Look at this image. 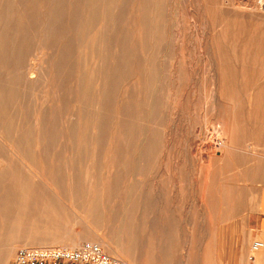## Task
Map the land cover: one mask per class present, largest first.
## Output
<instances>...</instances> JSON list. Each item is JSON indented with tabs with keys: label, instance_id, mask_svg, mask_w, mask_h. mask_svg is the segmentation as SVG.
Returning <instances> with one entry per match:
<instances>
[{
	"label": "rangeland",
	"instance_id": "rangeland-1",
	"mask_svg": "<svg viewBox=\"0 0 264 264\" xmlns=\"http://www.w3.org/2000/svg\"><path fill=\"white\" fill-rule=\"evenodd\" d=\"M14 1L0 0V197L8 188L12 192L9 202H0V264H15L16 251L22 246L76 248L86 241L102 242L105 251L125 264H253L248 251L256 239L252 238L249 219L264 188V106L255 104L251 108L253 137L247 136L248 133L236 137L240 149L233 153L231 161H225V151L214 148L211 137L214 135L210 134L221 127L217 137L223 139L226 120L247 130L249 107L241 102L232 108L236 112L232 119L209 115L208 121H203L205 92L199 77L197 82L179 79L172 105L165 92L169 78H163L154 94L158 104L155 109L148 108L150 95L141 89L145 86L144 75L140 72L141 61L135 56L140 46L138 31L137 27L127 24L124 2L117 9L118 1L111 0V22L106 12L110 0H106L104 9L102 0H96L97 4L92 0H67V5L66 0H54L55 3L53 0ZM225 1L230 3L231 0ZM252 5L257 13H264V0H252ZM73 8H77L76 12ZM71 9L77 14L72 16ZM86 13L89 15L85 16ZM125 28L128 29L123 32ZM85 49L89 57L92 52L96 56V66L90 59L86 60L88 64L85 62ZM133 65L137 67L134 69ZM114 66L118 72L113 83L117 82L118 91L110 95ZM102 67H105L104 73ZM98 71L104 80L96 76ZM191 81L194 87H187ZM98 95L104 105L100 123L103 129L94 144L95 153L90 141L91 120L87 122V131L82 126L95 114ZM239 96L241 93L236 98ZM118 97L123 103L125 121L132 123L135 132L129 144L123 143L114 129ZM176 104H179L177 114L173 111ZM139 133L155 134L160 139L158 149L150 156L143 155V144L148 136L141 137ZM165 139L172 155L169 161L161 158L159 141L161 144ZM113 156H118L116 164L112 165L113 187L117 189L114 200L110 201ZM117 167L122 171L118 177L115 175ZM139 169L145 173L143 181L148 198L142 202L124 201L126 190L135 183L134 175V183L130 182V175ZM156 189L157 195L151 192ZM219 190L223 193L221 198ZM203 191L209 193L205 198ZM88 210L93 211V216L85 218ZM13 238L17 243L9 246ZM127 242L130 250H120L121 244ZM135 248L144 255L137 262L133 254Z\"/></svg>",
	"mask_w": 264,
	"mask_h": 264
},
{
	"label": "bare ground",
	"instance_id": "bare-ground-1",
	"mask_svg": "<svg viewBox=\"0 0 264 264\" xmlns=\"http://www.w3.org/2000/svg\"><path fill=\"white\" fill-rule=\"evenodd\" d=\"M15 1L17 2V0H15ZM15 1H14V3H16ZM50 1H52V0H50ZM92 1L91 2L93 4H97V3H95L96 0H92ZM112 1H111V3L109 2L110 5L106 8V12H108V15L110 17V21L111 22H112V18H113L112 17V13H111ZM117 1H116L117 2L116 3L117 9H118V6L122 2L125 3V8H126L125 11L127 12V20L126 21L128 22L127 24H129V26H132V27L133 26L137 27V31H138V40L137 41H139L140 46H138V48H139V49H137L138 51H135V56H137V58H139L140 61H141L140 66H139L140 67V72H142L141 74L144 75L145 86H144V88H141V89L142 90L144 89L143 91L145 93L148 92V95H150L149 96V107L148 108H150V106H153V108L155 109V107L157 106L158 101H157V99H155L154 94L158 91V88L162 84V79L163 78H169V79H167V88H166L165 92L167 93V95H166V98L168 99L167 101L169 103H171V105H172V104H174L173 100L175 99L174 97L176 96L177 88H178L179 83H180L179 79L184 80L186 78H189V80H195L197 82L199 77L202 80V82L200 83L201 87L203 88V90L205 92V96H204L205 99L203 101V106H202L203 109H205V110H203V115H202L203 116V121H208L209 115H214V116H218V117H223L225 115L227 117V119H232V115L236 114V112L233 111L234 107L237 106L238 104H240L241 102H243L245 105H247L249 107L248 116L246 117L247 124H248L247 130L245 128L241 130V128L235 126L232 122L230 124L226 120L223 123V127L224 128H222L223 129L222 130L223 139H219L217 137L218 133L221 131L220 130L221 127L217 130V132H214V133L210 134V135H214V137L211 136L212 139H214V140H212L210 138L212 140V142H213L214 148H220V149L224 150L225 153H226V160L225 161H231L232 158H233V153L236 150L240 149V146L238 145V143L236 141V137L242 136L243 134L246 135L247 133H248L247 136H252L253 130H252V127H251V122L253 120L252 119L253 118V111H251V108L255 104H261L262 106H264V13H257V10L253 9L252 0H239V1L231 0L230 3H229V1L227 3V1H225V0H117ZM76 2H77V0H76ZM76 2L74 4H76ZM97 2H99V1H97ZM46 3H48V2H46ZM54 3H55V1H54ZM69 4H70V2H69ZM107 4H108V2H107ZM2 5H4V4H2ZM66 5H67V0H66ZM15 6H16V4H15ZM22 6H23V4H22ZM70 6H71V4H70ZM76 6H77V4H76ZM89 6H91V4ZM101 6H102L101 8H103V9L106 7V0H102ZM121 8H124V7H121ZM121 8H120V10H121ZM75 9H77V8H73V11ZM0 10H1V8H0ZM51 10H52V8H51ZM85 10H84V12H85ZM91 11L92 10H90V12ZM123 11H124V9H123ZM19 12H20V10H19ZM63 12L65 13V11H63ZM70 12H72V9L70 10ZM75 12H76V10H75ZM75 12H72V16L74 14H77ZM93 12H94V10H93ZM124 12L122 13L123 16L121 15L122 17H124V14L126 13V12L125 13ZM56 13H57V11H56ZM35 14H36V12H35ZM69 14H68V16H69ZM91 14H92V12H91ZM91 14H90V17H91ZM15 15L16 14L14 13V17H15ZM49 15H51V14H49ZM84 15L86 16L87 13L84 14ZM100 15H101V13H100ZM106 15L104 14V16H106ZM118 16H119V12H118ZM10 17L11 16H9V18ZM75 17H76V15H75ZM90 17H87V19L90 18ZM83 18H84V16H83ZM93 18H91V19H93ZM0 19H2V18H0ZM12 19L14 20L15 18H12ZM58 19L60 20V17H58ZM71 19H73V18H71ZM99 20H103V19H99ZM121 20H122V18H121ZM44 22H46V21L44 20ZM107 22H109V20ZM10 23L12 24V22H10ZM13 23H14V21H13ZM21 23H22V20H21ZM80 24L81 23H79V26H80ZM99 24H98V26H99ZM101 24H103V23H101ZM1 25L2 24L0 23V27H1ZM19 25H18V27H19ZM119 25H120V23H119ZM119 25H117V27ZM125 25H126V23H125ZM4 26H5V24H4ZM109 26H110V24H109ZM125 27H127V26H125ZM85 28L86 27H84V29ZM96 28H97V26H96ZM100 28H102V27H100ZM120 28H122V27H120ZM53 29H54V27H53ZM127 29L125 28L123 30V32L125 30H127ZM109 30H108V32H109ZM40 31H42V29H40ZM78 31H79V28H78ZM102 31L103 30H101V32ZM8 32H10V31H8ZM82 32H84V31H82ZM18 33H19V31H18ZM121 34H122V32H121ZM135 35H136V33H135ZM123 36H124V34H123ZM109 37L111 38V33H110ZM83 38H85V37H83ZM118 38H120V37H118ZM128 38H129V36H128ZM89 39H91V38H89ZM101 39L102 38H100V40ZM109 41L111 42V39ZM119 42H121V41H119ZM90 43H91V41H90ZM128 43H130V42L128 41ZM119 44H121V43H119ZM85 46H87V45H85ZM8 47H9V45H8ZM111 49H112V47H111ZM82 50H83V48H82ZM119 50H117V51H119ZM133 50H136V48L133 49ZM43 51H45V50H43ZM80 52H81V50H80ZM0 53H1V46H0ZM110 54H111V52H110ZM114 54L115 53H113V56H115ZM88 55H89V51L86 50L85 51V55H84L85 62H86L87 59L88 60L90 59L91 62L94 63L93 65L96 66L97 65V63H96L97 59L95 58L96 56L94 57L93 52L90 54V57ZM129 55H131V54L129 53ZM99 56H100V54H99ZM110 57H111V55H110ZM8 58H9V56H8ZM7 60H9V59H7ZM105 60L106 59H104L103 61H105ZM128 60H131V58L128 59ZM107 61H109V60L107 59ZM118 61H119V59H118ZM91 62H89V63H91ZM132 62H134L133 58H132L131 63ZM193 63H195V65H193ZM103 64L105 65V63H103ZM106 64H107V62H106ZM115 64H113V65H115ZM124 64H125V62H124ZM86 67H88V66H86ZM126 67H128V66L126 65ZM136 67L134 66L133 68L135 69ZM104 68L102 70L103 71L102 73H104V71H105ZM114 68H115L116 71L113 72V73L111 72L112 75L110 77V81H111V84H110V95L111 94L113 95V94L117 93V91H118L117 82L113 83V78L116 77L115 75L118 72L116 66H114ZM120 68L124 69L125 67H119V69ZM89 69L91 70V68H89ZM136 70L139 71L138 68ZM112 71H113V69H112ZM87 72L89 73L90 71L87 70ZM88 73H86V74H88ZM107 73H109V71ZM97 74H98V76H102L103 75V74H101V71L100 72L99 71L96 72V76H97ZM141 74H140V76H141ZM122 75H123V73H122ZM124 75H125V73H124ZM55 76H56V74H55ZM92 76L93 75H91V77ZM157 78H159V79L157 80ZM102 79H103V76H102ZM100 81H101V78H100ZM76 82H77V80H76ZM75 85H76V83H75ZM75 85H74V87H75ZM139 86H140V84H139ZM189 86L190 87H194V83L192 81L190 83L188 82L187 87H189ZM74 87L72 86L73 90H74ZM83 87H84V85H83ZM94 87H96V85ZM126 87H127V85H126ZM86 88H85V91H86ZM103 89H102V91H103ZM81 91H82V89H81ZM122 91H123V89L121 90L120 93H122ZM125 91H126V89H125ZM240 93H241V96L236 98V96L239 95ZM79 94H81V93H79ZM259 94H260V96L257 97ZM184 95H185V93H184ZM55 96L57 97V95H55ZM242 96H244V97H242ZM92 97H95V96H92ZM127 97L128 96H126L125 98H127ZM136 98H138V97H136ZM118 99L120 100V97H118ZM118 99H116L117 102H116V105H115L116 106L115 107L116 121H115L114 129H115V132L118 133L119 136H121V139H122L121 141L123 143H125V144H129V142L131 141V138H132V136L134 135L135 132H134L133 125H131L132 123L129 124V122L125 121V114H124V111H123V103L121 102V100L119 102ZM176 99H178V98H176ZM191 102L192 101L190 100V103ZM95 104H94L95 105V109H94L95 110V114L93 115V117H91V119L89 118L86 122H84V124L82 126V128L85 131H87L88 130V126H89V124L87 122L89 120H91V122H89V123L92 124L91 125L92 136H91V140H90V141H92V152L95 151L94 144H95V142H97L96 139H98L97 137H98L99 133L103 129L102 126L100 125V123H101V116L103 115L102 114V109H103L104 105H103L102 100L100 99V95H98V99H97ZM128 105L129 104H127V106ZM177 105H179V104H176V106L174 105V109H173V111H176L175 114H177V109L179 107ZM86 106H84V107H86ZM128 107H131V105L128 106ZM182 107H183V105H182ZM208 107H210V110L208 109ZM76 108H77V106H76ZM228 108H229V110H228ZM75 109H74V112H75ZM149 110L150 109H148V111ZM231 111H233V112H231ZM121 112H122V115H121ZM137 112H138V110H137ZM225 112H226V114H225ZM89 113H91V112H89ZM164 115H165V113H164ZM106 116H109V115H106ZM156 117H157V115H156ZM67 120H68V118H67ZM72 121H74V120H72ZM137 121H138V119H137ZM147 121H149V120H147ZM69 122H70V120H69ZM263 124H264V118H263ZM219 125L222 126V122H220ZM103 126H106V125H103ZM153 130H154V128H153ZM148 131H150V130H148ZM164 132L165 131H163V134H164ZM148 134H149V132H148ZM146 135H147L146 133H144L143 135L140 134L141 137H144ZM249 138H251V137H249ZM35 139H36V137H35ZM158 140H160V139L155 134H152L151 136H148L147 138H145L144 144L142 142L143 149H144V152H145V153H143V155H145V154L149 155L150 153H152L153 150L156 148V146H158V144H157ZM40 142H41V140H40ZM162 142H161V144H162L161 145L160 141H159V146L162 147L161 148V151H162L161 158H163V159H167L168 158L167 160L169 161V157H172V155H171V153L169 151V148H168V145H167L169 143L168 139H165ZM76 143H78V142H76ZM80 143H82V142H80ZM11 145H12V143H11ZM83 145H84V143H83ZM38 146H40V145H38ZM38 146H37V148H40ZM96 147H97V144H96ZM79 148H80V145H79ZM85 148H86V146H85ZM156 149H158V148H156ZM136 150H138V149H136ZM74 151H73V153H74ZM88 151H89V149H88ZM79 153L81 154V151H79ZM95 153H96V151H95ZM135 153H136V151H135ZM72 156H73V154H72ZM76 156H77V154H76ZM207 156H209V155H207ZM113 157H115V156H113ZM117 157L118 156L113 158L112 164L110 163V165H111L110 166V177H109V180H110V201L114 200V198H113L114 191H115V189H117V188L113 187L115 185L114 184L115 180L112 177L114 175V171H113L112 165H114V163L116 161L115 159H118ZM111 159H112V157H111V154H110V160ZM108 161H109V159H108ZM214 161L216 162V158L213 159V163H214ZM90 162L88 163V165L90 164ZM127 163H125V168L127 167ZM208 165H210V162L208 163ZM83 167H85V166H83ZM96 167H97V165H96ZM88 168H89V166H88ZM91 168L92 167H90V169ZM117 168L118 169H117V172L115 173V175H117V177H118V176H120L122 174V171L119 169V167H117ZM93 169H94V167H93ZM108 170H109V168H108ZM68 171H69V169H68ZM105 171L103 173H105ZM126 174H127V172H126ZM144 174L142 173V170L139 169V170H137V172H134V174L130 175V177L132 176L130 182L134 183L133 180H134V177H135V183L133 185H131L128 188V190H126L125 193H127V194H126V197L124 198V201H139V202L146 201V199L148 198V195L146 194V191H145L146 190V186L144 185L145 181H143ZM133 175H134V177H133ZM106 177H108V176H106ZM117 177H116V179H117ZM89 180H91V179H89ZM81 181H82V179H81ZM103 183L105 184V182H103ZM78 185H80V184H78ZM122 191H123V189H122ZM151 192H154L156 195L158 194L157 193V189L154 190V191H151ZM218 193H219V197L221 198L222 197L221 195L223 194L222 190H219ZM207 195H209L208 192H204V191L202 192V197L203 198L207 197ZM11 196H12V192H11L10 188H8L6 190V192L4 193V195L2 197H0V202H9L11 200ZM118 197H119V195H118ZM24 200H25V198H24ZM2 205H4V204H2ZM96 213H98V212H96ZM86 215L87 216H85V218L93 216V211L92 210H88L86 212ZM102 226H103V224H102ZM122 242H124V241H122ZM16 243H17V241L13 238L8 244H9V246H15ZM99 243L102 245V242H99ZM253 247H254V245H253ZM261 248H257V249L259 250ZM254 249L257 250L255 247H254ZM120 250H123V251L124 250L125 251L130 250L128 242L127 243H122ZM133 254H134V260L136 262L141 260L142 257H144L143 252L141 254L138 251V249H136V248L133 250Z\"/></svg>",
	"mask_w": 264,
	"mask_h": 264
},
{
	"label": "built area",
	"instance_id": "built-area-1",
	"mask_svg": "<svg viewBox=\"0 0 264 264\" xmlns=\"http://www.w3.org/2000/svg\"><path fill=\"white\" fill-rule=\"evenodd\" d=\"M254 247H263L262 240H255ZM15 264H60L62 262L78 264H125L118 257L108 253L101 244L86 241L76 248L52 247L37 248L22 246L15 254Z\"/></svg>",
	"mask_w": 264,
	"mask_h": 264
},
{
	"label": "crops",
	"instance_id": "crops-1",
	"mask_svg": "<svg viewBox=\"0 0 264 264\" xmlns=\"http://www.w3.org/2000/svg\"><path fill=\"white\" fill-rule=\"evenodd\" d=\"M249 222L252 238L262 240L264 243V188L260 190L257 206L254 211L251 212ZM253 245L254 244L251 245L248 251L251 255L253 264H264V244L259 250H255Z\"/></svg>",
	"mask_w": 264,
	"mask_h": 264
}]
</instances>
